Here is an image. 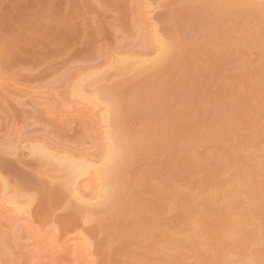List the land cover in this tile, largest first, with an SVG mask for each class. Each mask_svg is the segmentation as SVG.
<instances>
[{"label":"rangeland","instance_id":"rangeland-1","mask_svg":"<svg viewBox=\"0 0 264 264\" xmlns=\"http://www.w3.org/2000/svg\"><path fill=\"white\" fill-rule=\"evenodd\" d=\"M144 1L0 0V149L19 144L21 156L0 155V177L33 201L30 220H11L0 207V264H49L56 250L55 264H77L61 248L78 229L93 241L94 264H264V7L147 0L150 16ZM106 3L118 5L123 27L114 26V10L99 7ZM149 16L172 50L144 71L105 73L122 81L115 115L131 149L111 204L74 210L27 146L34 139L98 154L95 119L68 87L118 48L151 55ZM133 17L145 25L139 42L125 31ZM26 116L66 134L37 135ZM29 170L47 181L46 196H34ZM205 243L214 251L204 253Z\"/></svg>","mask_w":264,"mask_h":264},{"label":"bare ground","instance_id":"bare-ground-1","mask_svg":"<svg viewBox=\"0 0 264 264\" xmlns=\"http://www.w3.org/2000/svg\"><path fill=\"white\" fill-rule=\"evenodd\" d=\"M242 1H244V3H245V1H248V2L254 1V3L258 2V4H260V6H262V0H242ZM144 2H145L144 3L145 9H148L146 13H148V15L151 16V12L153 11L154 8L151 6V3H150V5L148 4L147 0ZM250 4H251V2H250ZM151 7H152V9H150ZM150 16L148 19L151 23L148 25L150 27V29H149L150 31L148 30L147 32L149 33L148 34L149 35L148 38H150L149 44L152 47L151 52L153 54L151 53V55H150L148 53L149 54V57H148L147 56L148 54L145 55L144 53L134 52L133 50L128 51L129 49L128 50H121L120 52L118 51L116 53L117 56H128V57H131V60L128 61V67L121 68V69H113V70H115L116 73L118 71H120V74L123 71L126 73L132 72V71L136 72V71H138L139 67H145L146 66V68H147L150 64H153V63L156 64L157 61L161 62L162 60L166 59L169 56L168 55L166 58H164L162 60L154 59V58H157L158 48L155 45V41L153 39L151 29L156 22L154 24H152V19ZM161 36H163V35H161ZM111 61H112V57H110L107 60V62L105 61V64L103 65L104 67L102 68V66H101L102 69L98 68V67L97 68L91 67V68H87V69L83 68L84 70H82V71L79 70L80 72L76 73V75H74V77H72L73 78L72 82L68 87V94H69V97L72 99V101L73 102L75 101L76 105H78V106L80 105L79 107H81L83 109V113L88 112V113H90L89 115L92 116V119L93 118L95 119V120L94 119L93 120L96 122L95 125L97 126V132H98L97 135H99L98 139L100 141L99 142L100 146L98 148L99 149L98 154L97 155H91V154H87L84 152L83 153H75V152H71L70 150L68 151V150L57 148L55 146H49L45 142H41V141L39 142L36 140L34 141V139L31 143L28 142L29 145L27 146L28 147L27 153L29 152L28 153L29 155H34V157L37 156V158L39 157V159H41L40 161L43 164L41 166V168L43 167V173L46 176H48V177L51 176L52 179L59 180L60 184L63 187H67V184L70 182L74 191L76 193H78L80 200L85 201V202H91V204H93V205L99 204V205L104 206V207L110 205L112 202L111 200L113 198L115 188H117L116 186L118 185L117 181L119 178V176H118L119 175V169L122 167L121 166L122 163L123 162L125 163V161H124L125 160L124 157H126L125 153L131 149L130 148L131 146L129 145L130 140H127V137H125V135L122 134V132L118 128L117 120H116L117 117L115 115V111L117 110V106L115 107L113 114L109 118H106L104 115L105 109L103 107V104L105 103V101L101 100L99 103H97L94 100L88 99V97L94 96V95H96V93L93 92L91 86H87V87L82 88L81 86L78 85V81H80L81 78L88 76V74H90V73H96V72H100L101 70H107L108 65L110 64ZM149 68H150V66H149ZM107 71H109V70H107ZM79 107L77 109H78V111L81 112L82 109ZM105 128H108L110 130V135L106 136ZM24 142L22 141L21 143L23 144ZM128 148H130V149H128ZM96 152H97V150H96ZM125 165H123V166H125ZM123 168L124 167H122V170H123ZM26 193L23 190H18L17 187L14 186V184H13V187H11L9 182L5 181L4 179H2L0 177V207H1V209H3L2 213L5 214L6 212H8L9 215H7V216L11 220L12 219L15 220L17 218H25L26 220H30V213H31L30 205H32L31 202H33V201H32V197H30ZM77 203L79 204V201H77ZM79 205H82V207L87 209V212L89 211V213H91V211L89 210V205H87V204H79ZM87 217H88V215H87ZM11 220H10V222H11ZM87 221L88 220H86V222ZM232 227H233V225H232ZM234 228H233V230H235ZM189 229H192V228H189ZM78 230L75 233L72 232V233H74L73 236L64 239L63 248H61V250H63L66 254L68 253V255H71L73 257L77 256L78 258H80L81 261L77 262V264H92V263L94 264L95 261L93 262L94 257L92 254L94 252H93V250H91L93 248V245H92L93 241L91 242L90 238L88 237V234H86L85 232H83L81 230L80 231H78ZM192 233H194V232H192ZM230 233H231V231H230ZM185 234H187V233H185ZM190 237H192V236H190ZM46 238H47L46 235L42 237V243H44L45 245H47L46 241L48 239V238L47 239ZM194 238H196V236ZM233 239H235V238H233ZM47 243H49V242H47ZM197 244L199 245V243H197ZM205 244H206L205 248L200 247V249H202L204 253L209 252L210 249H212L211 248L212 246L208 247L207 243H205ZM209 245H210V243H209ZM202 246H204V245H202ZM214 246L216 248V245H214ZM195 247L196 246H194V248ZM70 248H73V250L70 251L69 250ZM246 248L247 247L245 246V249ZM198 249H196V250H198ZM222 249H224V248H222ZM248 249H249L248 251H250V247ZM54 251H53V253H55ZM212 251H214V250L212 249ZM49 253H50V251H49ZM56 253H57V250H56ZM56 253L53 254L54 260L52 261L50 258L52 256V251H51V254H50L51 256L49 258H47L48 260H50L49 264H53L55 260L60 261L62 259L61 256L54 257V256H56ZM252 253H254V251ZM195 254H199V253H195ZM229 254L233 255V256L241 255V254H235L232 252H230ZM248 254H251V253L246 252V255L250 256ZM244 256L245 255H243V257ZM247 256H246V258H247ZM257 256L260 258L261 254L259 253ZM59 257H61V258H59ZM91 257H93V258H91ZM196 257H198V256H196ZM196 257H195V259H196ZM217 257L218 256H215L214 259ZM252 257H254V255H252ZM252 257H250V258H252ZM65 258L66 257L63 255V260H65ZM200 258H201V256H200ZM241 258H242V255H241ZM250 258L248 257V259H246V260H248V262H249ZM75 260H77V259H75ZM197 260H200V259H197ZM220 260H224V258H222V259L220 258L218 261H220ZM237 260H240V259H237ZM244 260H245V258H244ZM254 261H255V258H254V260H250V262H252L251 264H263L262 262H259L258 260H256L255 262ZM197 262H196V264H197ZM231 262H234V261L232 260ZM235 262H237V261H235ZM242 262H244V261H242ZM245 262L247 263V261H245ZM191 264H193V263H191ZM205 264H207V263H205ZM216 264H219V262H217Z\"/></svg>","mask_w":264,"mask_h":264},{"label":"snow or ice","instance_id":"snow-or-ice-1","mask_svg":"<svg viewBox=\"0 0 264 264\" xmlns=\"http://www.w3.org/2000/svg\"><path fill=\"white\" fill-rule=\"evenodd\" d=\"M262 6H264V0H262ZM102 9H112L115 11L116 15L114 16V26L119 25L120 27H123V25L120 24L119 21V7L118 5L114 6L113 4L106 3L99 6ZM133 7H137L136 5H133ZM125 31L129 32V36L131 39L136 40L139 42L141 39L145 36V25L138 23L137 18L133 17L132 20V27L131 29H125ZM152 36L155 41V45L158 48L157 58L158 60H162L166 58L173 47V42L168 40L167 38L163 37L159 33V29L153 25L152 29ZM119 51V48L117 49ZM131 60V57L128 56H117L116 53H112V61L108 65L107 70H113V69H121L128 67V61ZM107 70H101L100 72L96 73H90L88 76L81 78L80 81H78V85L83 87L91 86L93 92L96 93V95L88 97V99L94 100L97 103H99L101 100H104L105 103L103 104V107L105 109V117L109 118L116 107V97L118 96L120 92V84L122 81H113L110 77H108L105 73ZM144 67H139V71H144ZM99 82V83H98ZM37 118L33 117L31 120L28 119V117H25V124L32 123L33 129L35 130L36 134L39 135L41 132L47 136L49 133H56L59 135L66 134V129L64 128H58L56 126H53L51 122L49 124H39L36 123ZM23 131V129H21ZM105 134L110 135V130L108 128H105ZM0 155L3 156H9L14 159H21L20 156V147L19 144L15 149H12L10 147H4L3 149H0ZM32 174L33 179L35 180V191L34 196L36 198H41L46 196L47 192L50 189V186L48 185L46 180L36 179L37 173L34 170H29ZM62 201H67V206L71 207L72 209H76L79 207V204H87L89 205L90 211H95L100 208L99 204H91V202H85L80 200L78 193H76L69 182L67 184V187L63 188L62 192ZM79 201V204L77 203Z\"/></svg>","mask_w":264,"mask_h":264}]
</instances>
